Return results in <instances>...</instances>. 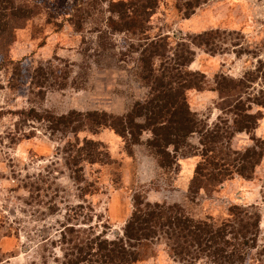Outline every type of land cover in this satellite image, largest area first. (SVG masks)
I'll use <instances>...</instances> for the list:
<instances>
[{
    "label": "rangeland",
    "instance_id": "1",
    "mask_svg": "<svg viewBox=\"0 0 264 264\" xmlns=\"http://www.w3.org/2000/svg\"><path fill=\"white\" fill-rule=\"evenodd\" d=\"M19 1L33 7L34 16L16 25L8 44H0V63L9 59L0 65V264H58L54 258L61 261L63 251L60 245L55 247L60 238L56 222L62 221L66 205L83 203V213L91 215L92 226L106 231L111 239L115 233L121 235L133 210V197L140 193L149 202L178 205L195 220L220 222L233 205L253 208L260 216V251L264 247V157L250 180L233 176L214 189L192 194L189 185L195 158H178L172 169L164 171L144 145L129 150L111 130H86L79 137L100 143L107 160L81 164L82 185L90 186L83 194L77 190L63 160L66 138H52L41 126L21 122L19 112L34 107L57 115L99 111L121 116L142 100L147 90L134 74L133 61L112 57L104 50L99 54L97 39L99 23L105 20L100 16L101 7L108 16L105 9L109 1L135 0ZM198 1L199 7L185 18L184 1L159 0L147 23V33L167 35L174 44L179 38L207 32L222 46L214 55L194 48V61L189 66L205 77L202 90L187 92L189 108L212 124L221 115L222 103L214 91L215 79H239L256 67L258 59L264 61V1ZM76 10L83 13L78 23ZM140 38L135 30L113 39L125 49ZM239 50L245 52L237 56ZM40 64L47 71L51 66L53 79L67 71L65 87L50 84L51 78L45 87L32 85L34 70ZM258 91L264 92V82L256 81L249 89V93ZM253 108L259 113L254 136L264 141V106ZM250 137L236 134L232 148L251 146ZM50 204L60 210L51 213ZM44 230L47 240L41 236ZM135 264L178 263L170 258L163 241L155 240L138 247Z\"/></svg>",
    "mask_w": 264,
    "mask_h": 264
},
{
    "label": "trees",
    "instance_id": "2",
    "mask_svg": "<svg viewBox=\"0 0 264 264\" xmlns=\"http://www.w3.org/2000/svg\"><path fill=\"white\" fill-rule=\"evenodd\" d=\"M181 1H184L185 18L199 7L198 0ZM158 2L109 1L105 9L108 16H104L101 7L100 16L105 20L104 24L99 23L97 30L99 54L106 51L112 57L132 60L134 74L147 90L145 97L136 101L126 114L69 111L57 115L34 107L19 112L21 122L41 126L52 138H66L63 160L82 194L90 185H82L80 165L107 160L100 143L79 137L86 130L91 133L111 130L129 150L144 145L164 171L172 169L178 158H195L197 162L189 185L192 194L214 189L233 176L250 180L264 157V141L254 136L259 113L253 108L264 106V92L249 93L256 81L264 82V61L258 59L256 67L239 79L216 78L214 91L222 102L221 115L212 124L199 119L187 102V92L202 90L205 80L203 74L189 69L194 61V48L214 55L222 46L215 44L212 34L207 32L179 38L174 44L167 35L149 36L147 23ZM33 10L19 0H0V44L10 42L16 25L32 18ZM75 13L80 16L78 23L83 13L78 10ZM135 30L141 36L136 43L127 44L125 49L115 43V35ZM243 52L245 50H239L236 55L241 56ZM49 67L47 71V67L40 64L34 70L31 84L45 87L48 80L53 79ZM66 73L54 77L50 84L59 89L65 87ZM239 133L250 135L252 145L243 150L233 149L231 140ZM82 204L66 205L62 221L56 222L60 238L55 247L60 245L63 251L61 261L54 258L58 264H135L138 247L155 240L163 241L170 258L178 264H262L264 260V247L258 251L260 216L253 208L233 205L220 222L195 220L178 205L149 202L140 193L133 197V210L124 222L122 234L115 233L111 239L106 231L91 225L92 217L83 213ZM49 209L51 213L60 210L55 204H50ZM41 236L48 238L45 230ZM63 245H67V249Z\"/></svg>",
    "mask_w": 264,
    "mask_h": 264
}]
</instances>
